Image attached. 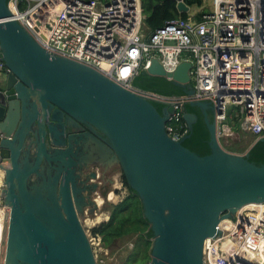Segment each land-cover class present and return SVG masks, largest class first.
I'll return each mask as SVG.
<instances>
[{
  "label": "water",
  "instance_id": "95a60500",
  "mask_svg": "<svg viewBox=\"0 0 264 264\" xmlns=\"http://www.w3.org/2000/svg\"><path fill=\"white\" fill-rule=\"evenodd\" d=\"M172 1L178 13H189L184 0ZM8 3L0 0V59L9 70L0 77V192L1 203L9 208L4 264H97L80 220L89 204L75 174L82 162L73 146L82 147L85 141H72L64 126L61 131L53 126L65 117L88 127L85 137L91 141H97L91 133H101L106 146L95 143L105 158L113 155L140 198L154 236L146 264H205L204 241L220 236V221L232 220L250 204L264 203V165L222 146L208 100L183 106L200 110L210 153L200 156L183 146L197 121L193 113L182 116L187 133L172 140L165 125L173 109L166 107L177 103L137 96L88 66L47 53L10 19ZM190 70L191 63L182 62L166 73L153 58L145 72L192 95ZM26 122L37 126L40 138L31 161L21 157L26 135H33ZM47 134H53L56 141L50 142L60 149L46 151ZM34 175L38 179L30 183Z\"/></svg>",
  "mask_w": 264,
  "mask_h": 264
},
{
  "label": "built area",
  "instance_id": "2783aa9c",
  "mask_svg": "<svg viewBox=\"0 0 264 264\" xmlns=\"http://www.w3.org/2000/svg\"><path fill=\"white\" fill-rule=\"evenodd\" d=\"M19 1L9 0L10 19L47 53L88 66L137 96L177 103L166 107L173 109L165 125L172 140L188 131L183 104L206 100L215 109L220 141L234 133L228 106L237 108L232 113L245 133L255 141L264 137V0H211L212 10L200 20L175 18L148 34L141 0H38L25 10ZM153 58L166 73L190 62L193 94L169 96L135 87L134 77ZM8 73L0 59V77ZM0 212L3 236L9 208L0 203ZM217 230L219 237L204 241L205 264H264V203L239 209ZM88 233L96 263L107 264L101 236Z\"/></svg>",
  "mask_w": 264,
  "mask_h": 264
},
{
  "label": "trees",
  "instance_id": "16d2710c",
  "mask_svg": "<svg viewBox=\"0 0 264 264\" xmlns=\"http://www.w3.org/2000/svg\"><path fill=\"white\" fill-rule=\"evenodd\" d=\"M33 1L20 0L18 8L25 10ZM185 4L191 8L201 7L202 0H184ZM144 16V30L148 34L164 25L165 22L175 19H196L200 20L207 11L202 10L195 14L178 13L176 4L172 0H141ZM132 84L142 90L156 92L169 96L184 95V90L172 83L170 80L148 75L145 71H140L133 79ZM156 109L161 112L162 107L154 104ZM193 113L197 116V121L193 124V130L189 138L185 139L183 146L200 156L210 153L208 145L210 135L204 123L200 110L186 104L184 114ZM211 118V115H209ZM235 128L239 127L238 119L230 116ZM224 142V141H223ZM252 146L248 149H239L235 143L227 139L225 149L233 153H244L248 156V161L259 166L264 165V140L255 141L252 139ZM122 182L127 190V195L117 204H109V219L106 222L93 227L91 232L98 234L106 248H112L119 240L133 239V248L127 254L123 264H146L150 261L151 247L153 243V233L148 221L143 216L141 200L136 192L130 188L122 174ZM106 192V191H105ZM103 196H106V193Z\"/></svg>",
  "mask_w": 264,
  "mask_h": 264
},
{
  "label": "rangeland",
  "instance_id": "374dc122",
  "mask_svg": "<svg viewBox=\"0 0 264 264\" xmlns=\"http://www.w3.org/2000/svg\"><path fill=\"white\" fill-rule=\"evenodd\" d=\"M211 6H212V1L206 0L203 2V6H201L200 8L196 6L191 7L189 10V14H195L196 12L202 10L205 11L212 10V8H210ZM232 109L236 110L237 108L234 106H228L226 110L227 114L228 115L231 114L232 117L236 118L235 113H232ZM235 131L237 133H233V135L228 137L230 139V142L235 143L239 149H245L246 151V149H248L253 143L252 142L253 136H251L248 133H245L240 128V126L238 128H235ZM226 141L224 142L221 141V144L224 148ZM112 159L113 160L108 161L107 163L108 165H110L112 161H115L114 157H112ZM84 172L81 171L82 176H85V174H87V172L86 173ZM98 173L99 172H97V174ZM75 174H78L77 171H75ZM102 175H104V173ZM103 177L106 179L107 182H104L102 185H100L99 189L93 191L92 190L90 191V189L88 190L87 193V195L89 196L88 209L90 210V213L87 214L88 211L85 212L84 210V214L80 215L81 223L83 224L84 229L89 232L88 234L92 233L91 230L93 229V227L98 226L99 224L106 222L109 219L110 211L108 210L109 207L108 205L119 203L127 195L126 187L122 182V171L118 162H116L115 167H113L110 171H108ZM1 180L2 179H0V187L2 186ZM78 180L79 177H76V183H78ZM83 180H85L86 184H90L88 179L84 178ZM114 189L117 190V193H114ZM104 192L106 193L105 197L103 196ZM92 198L93 199L95 198L96 201H93ZM6 235H7V222L5 223V229L1 244L2 246L0 247V264H4ZM132 248H133V239L119 240L114 244L112 248L110 249L106 248L108 254L107 264H123L127 254L132 250Z\"/></svg>",
  "mask_w": 264,
  "mask_h": 264
},
{
  "label": "flooded vegetation",
  "instance_id": "af4514ba",
  "mask_svg": "<svg viewBox=\"0 0 264 264\" xmlns=\"http://www.w3.org/2000/svg\"><path fill=\"white\" fill-rule=\"evenodd\" d=\"M211 117L214 120V115L211 113ZM50 123H52L50 121ZM54 127H57V129L59 131H61V127L64 126L65 127V131H66V138H69L70 136L72 137V141L73 140H79V139H84L85 143L82 144V147H74L75 150H77L78 152V159H80V161L82 162L79 166L81 167V171H85L84 173L87 172V174H85V176L81 175V172L77 171V173L79 174V180L77 185L81 188H85L82 191L83 197L85 199V204H88L89 201V196L87 195L88 190L90 189V191L92 190H97L99 189V186L102 185L104 182H107L106 179L103 177L108 171H110L113 167H115L116 165V160L112 161L110 165H108V161L113 160L112 157L113 155H107V157L105 158L103 156V154L100 151V148L98 147L99 145L97 144L98 142L104 144L106 146V143L104 142V140H102L101 137V133H91V135L97 140L95 142L91 141L90 139L85 137V134L90 132V129L84 125L81 126H77L76 123H72L71 121H69L67 119V117L63 118L61 120V122H53L52 123ZM26 127L29 125L24 124ZM76 126V127H74ZM29 127V126H28ZM28 130L30 132L33 133V135H26L24 142H23V147L21 150V157L22 155L25 156L26 159L31 161L32 157L36 158V154L39 150V131L37 129V126H32L28 128ZM95 134V135H94ZM66 138H63L64 140H66ZM50 139H52L53 141H56L55 139H53V134H51V137L47 134L46 135V139H45V147H46V151L52 153L54 150L56 149H60L59 147L54 146L51 142ZM60 140H62V136H60ZM18 142H16L15 144H17ZM67 147H63L61 148L62 150H65ZM94 148V149H93ZM97 172H99L97 174ZM104 173V175H102ZM32 177V181L30 183H35L36 180L38 179L36 175L31 176ZM84 178L88 179L90 184H86L85 180H83ZM112 183V182H111ZM107 184V183H106ZM93 201H96L95 198L93 199ZM85 212L88 211L87 214L90 213V210L88 209V207L84 208ZM84 214V211L81 213ZM4 234V233H3ZM3 238V236H2Z\"/></svg>",
  "mask_w": 264,
  "mask_h": 264
},
{
  "label": "crops",
  "instance_id": "0c3cea01",
  "mask_svg": "<svg viewBox=\"0 0 264 264\" xmlns=\"http://www.w3.org/2000/svg\"><path fill=\"white\" fill-rule=\"evenodd\" d=\"M227 123H228L229 126L231 127L232 131H233L234 133H237V132L235 131V126H234V124H233V121H232V119H231L230 117L228 118ZM0 179H2V175H0Z\"/></svg>",
  "mask_w": 264,
  "mask_h": 264
},
{
  "label": "bare ground",
  "instance_id": "6f19581e",
  "mask_svg": "<svg viewBox=\"0 0 264 264\" xmlns=\"http://www.w3.org/2000/svg\"><path fill=\"white\" fill-rule=\"evenodd\" d=\"M0 175H3L2 172L0 171ZM1 195V192H0ZM112 195V194H111ZM0 202H1V197H0ZM2 215V213L0 212V216ZM3 218H6V216H4ZM1 228H2V222L0 220V241L2 240V232H1ZM2 246V245H1Z\"/></svg>",
  "mask_w": 264,
  "mask_h": 264
}]
</instances>
